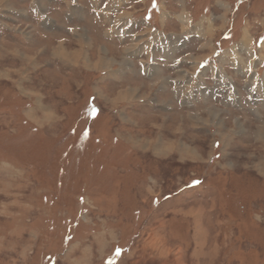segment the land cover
Here are the masks:
<instances>
[{
  "label": "rangeland",
  "instance_id": "rangeland-1",
  "mask_svg": "<svg viewBox=\"0 0 264 264\" xmlns=\"http://www.w3.org/2000/svg\"><path fill=\"white\" fill-rule=\"evenodd\" d=\"M0 264H264V0H0Z\"/></svg>",
  "mask_w": 264,
  "mask_h": 264
},
{
  "label": "bare ground",
  "instance_id": "bare-ground-1",
  "mask_svg": "<svg viewBox=\"0 0 264 264\" xmlns=\"http://www.w3.org/2000/svg\"><path fill=\"white\" fill-rule=\"evenodd\" d=\"M61 51H62V52H65V51H63L62 49H61ZM62 54H63V53H62ZM60 55H61V54H60ZM65 56H66V55H65ZM128 92H129V91H128ZM122 97H124V96H122ZM129 97H130V96H129ZM157 150H158V149H157Z\"/></svg>",
  "mask_w": 264,
  "mask_h": 264
},
{
  "label": "crops",
  "instance_id": "crops-1",
  "mask_svg": "<svg viewBox=\"0 0 264 264\" xmlns=\"http://www.w3.org/2000/svg\"><path fill=\"white\" fill-rule=\"evenodd\" d=\"M120 255H122V254H120Z\"/></svg>",
  "mask_w": 264,
  "mask_h": 264
}]
</instances>
